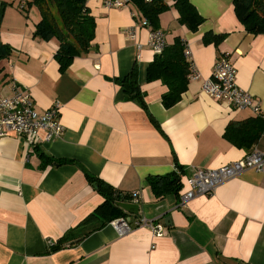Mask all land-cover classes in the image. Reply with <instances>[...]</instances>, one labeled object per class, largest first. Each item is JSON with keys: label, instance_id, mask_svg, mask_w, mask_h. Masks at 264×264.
<instances>
[{"label": "crops", "instance_id": "1", "mask_svg": "<svg viewBox=\"0 0 264 264\" xmlns=\"http://www.w3.org/2000/svg\"><path fill=\"white\" fill-rule=\"evenodd\" d=\"M22 1L0 0V8L6 4L0 41L11 51L0 60V93L12 94L15 80L40 111L60 101L66 129L29 159L20 136L0 137V264H264V173L247 170L180 205L195 168L221 167L264 150V128L249 150L225 136L230 123L252 119L256 128L264 116L225 105L203 89V79L227 55L237 84L264 110V33L246 29L234 0H191L205 19L196 31L179 21L174 6L160 14L168 45L184 40L203 76L189 79L171 107L162 101L168 86L147 79L156 56L149 45L153 27L136 25L142 16L134 5L105 8L102 0H87L95 38L87 53L61 70L58 40L34 35L40 12L25 13ZM208 34L224 38L207 42ZM135 65L146 108L116 81ZM46 157L68 162L47 163ZM177 164L184 168L180 194L158 198L148 177L179 170ZM87 172L123 197L138 191V215L126 211L110 221L94 216L104 197ZM128 216L159 218L167 232L156 236L135 226L120 236L116 222Z\"/></svg>", "mask_w": 264, "mask_h": 264}, {"label": "trees", "instance_id": "2", "mask_svg": "<svg viewBox=\"0 0 264 264\" xmlns=\"http://www.w3.org/2000/svg\"><path fill=\"white\" fill-rule=\"evenodd\" d=\"M129 3L137 8L142 16L141 19H148L153 29H159L160 14L171 6L178 10L179 21L192 31H196L205 21L191 0H172L171 2L169 0H129ZM33 6L38 8L41 15L34 35L45 40L53 38L58 40L59 49L56 59L61 70L66 69L76 56L90 50L95 38L96 20L91 14L87 0H23L20 9L26 13ZM234 6L248 31L264 33V0H234ZM5 7L6 4L3 3L0 8V28ZM223 38L224 36L208 34L205 36V41L214 40L219 43ZM186 45L184 40L177 38L174 44L167 45L162 53H157L147 68L149 81L162 80L168 86V91L162 97L165 107H171L179 102L188 88L190 65L184 53ZM10 54V47L0 41V60ZM116 81L123 87L128 98L138 100L143 107H147L146 94L141 88L137 65L126 76L117 78ZM263 128V118L262 123L256 128L252 119L234 121L229 124L225 136L235 145L249 150L260 138ZM45 161L56 164L68 162L66 159L55 157H46ZM176 166L179 170L172 173L148 177V183L158 198H163L168 193L180 194L183 187L184 168L179 164ZM86 176L104 197V201L95 209L94 216L104 217L105 220L110 221L124 212L127 213L118 205L123 195L119 190L88 172ZM133 193L126 194L125 199L133 198Z\"/></svg>", "mask_w": 264, "mask_h": 264}, {"label": "built area", "instance_id": "3", "mask_svg": "<svg viewBox=\"0 0 264 264\" xmlns=\"http://www.w3.org/2000/svg\"><path fill=\"white\" fill-rule=\"evenodd\" d=\"M105 8L127 7L129 0H102ZM149 24L148 19H141L136 25ZM136 26L134 27V29ZM130 32L133 33V30ZM149 45L154 52L162 53L168 42L162 29H151ZM142 46V45H140ZM185 57L190 65L189 79H202L201 72L193 60L192 51L188 45ZM14 92L10 95L0 93V137L16 133L26 147V159L42 144L63 136L65 125L61 119V102L56 101L50 108L40 111L28 91L21 89L17 81H12ZM203 89L219 102L239 109H251L264 116L261 103L254 96L237 84V68L227 55L221 57L214 65L210 77L203 79ZM247 170L264 173V150L254 149L243 158L229 162L217 168H195L186 178V189L180 195V205L185 206L198 195H210L226 181L237 177ZM135 203L140 201V193H133ZM131 216L122 217L116 222L120 236L130 233L133 228L147 226L156 236L164 235L166 226L159 218L146 216L132 219Z\"/></svg>", "mask_w": 264, "mask_h": 264}, {"label": "water", "instance_id": "4", "mask_svg": "<svg viewBox=\"0 0 264 264\" xmlns=\"http://www.w3.org/2000/svg\"><path fill=\"white\" fill-rule=\"evenodd\" d=\"M124 198L125 197L122 196V201H119L118 205L121 206L126 211H128L129 213L134 214V215H138V213H139V204L138 203H133V202H127V201L124 200ZM168 219H169V217L167 218V220Z\"/></svg>", "mask_w": 264, "mask_h": 264}, {"label": "rangeland", "instance_id": "5", "mask_svg": "<svg viewBox=\"0 0 264 264\" xmlns=\"http://www.w3.org/2000/svg\"><path fill=\"white\" fill-rule=\"evenodd\" d=\"M30 7V6H29ZM32 8V10L33 11H35V9H37L38 10V8L37 7H31ZM35 8V9H34ZM133 203H135L134 201H133Z\"/></svg>", "mask_w": 264, "mask_h": 264}]
</instances>
